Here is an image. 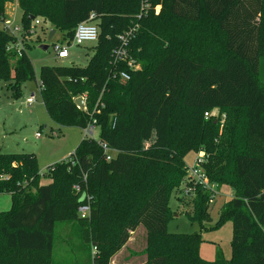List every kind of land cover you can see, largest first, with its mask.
<instances>
[{"label":"trees","instance_id":"1","mask_svg":"<svg viewBox=\"0 0 264 264\" xmlns=\"http://www.w3.org/2000/svg\"><path fill=\"white\" fill-rule=\"evenodd\" d=\"M7 1L0 0V21ZM16 2L27 34L38 20L67 41L94 15L98 34L87 64L42 65L38 88L58 131L93 126L97 137L83 133L70 155L48 167L45 184L34 154L0 150V194L12 202L0 211V264H52L58 224L74 226L93 249L89 264H110L138 229L143 242L118 264H264V0ZM122 34L127 57L114 61ZM22 39L0 28V81L13 97L34 78ZM120 72L129 79L121 82ZM212 109L224 114L222 124L220 116L204 118ZM102 144L116 149L109 160ZM189 151L203 153L210 184L232 189L210 227L230 220L228 260L199 257L211 193L188 179ZM187 188L188 217L200 230L169 233V197ZM81 204L89 206L83 218Z\"/></svg>","mask_w":264,"mask_h":264},{"label":"rangeland","instance_id":"2","mask_svg":"<svg viewBox=\"0 0 264 264\" xmlns=\"http://www.w3.org/2000/svg\"><path fill=\"white\" fill-rule=\"evenodd\" d=\"M3 14L4 20L0 21V28L5 29L8 33L12 32L14 28H18L19 31L14 32L13 35L19 39L23 38V34L26 36L25 41L22 39V42L27 44L24 50L32 63L34 78L23 82L21 95L18 97H13L7 83L0 81V150L10 154H34L40 173L45 174L41 175L40 183L45 184L49 182L48 167L73 152L83 137V131L77 127H65L58 131L53 125L40 98L38 88L40 68L42 65L74 64L84 66L93 53L95 42L77 45L72 40H64L59 30H55L52 38L48 40V32L51 29L48 22H41L38 25L31 22L27 34L22 27V14L16 0H9L4 4ZM57 44L66 48L68 57L59 59L55 56L53 46ZM41 45H45L46 50L41 48ZM261 63L263 65L261 64L259 67V78L264 81V63L263 61ZM31 94L34 99L28 104L26 101L31 97ZM211 112L213 110H210ZM223 121L220 117L219 122L222 124ZM51 129H54L57 134L50 135ZM37 132L41 134V137H36ZM92 137H97V128L93 130ZM106 152L111 156L116 153L110 148ZM197 155L193 151L187 152L184 157L185 164L188 167H193V161ZM189 190L184 194L172 192L169 197L168 204L173 215L166 225V230L169 233L190 234L200 230L199 224L191 222L188 217L192 211V193ZM212 192L207 209L209 220L205 223L208 229L200 230L202 239L198 252L199 257L208 262L213 261L217 253H221L224 259L228 260L231 251L232 228L230 220L222 222L216 228L210 227L217 221L220 207L232 197V189L224 183L219 186L214 184L212 185ZM11 205L10 196L0 194V211L10 210ZM143 234L141 229H138L135 235L131 234L132 236L126 246L111 258L110 264H118L120 259H124L128 255L130 249H138L139 245L137 244L143 242ZM55 238V247L49 263L53 261L52 264H89V253L92 255L93 249L88 253L79 239L78 230L74 226L58 224ZM137 240L138 242H136ZM0 249L3 252V247L0 246ZM38 256L41 257V255Z\"/></svg>","mask_w":264,"mask_h":264},{"label":"built area","instance_id":"3","mask_svg":"<svg viewBox=\"0 0 264 264\" xmlns=\"http://www.w3.org/2000/svg\"><path fill=\"white\" fill-rule=\"evenodd\" d=\"M94 20V15L92 13L89 14L88 18L85 21L79 22L75 29H74V33H73V38L72 41L77 44H83L85 42H95L97 39V34H98V29L95 23H93ZM35 24H38L39 21L35 20L34 22ZM18 28H14L12 32V35L14 32H18ZM119 40H120V45L118 47H116L113 51H112V56L114 61H119V60H124L127 57V52L125 50V45L127 44V34H122L119 36ZM19 43H17L16 45H14V48L16 50V52L18 53L19 51ZM13 47V46H12ZM53 52L55 54V56L59 59H63L68 57V52L66 50L65 47H63L61 44H57L53 46ZM127 65L129 67L132 68H136L137 65H135L132 61H128ZM129 79V76L127 73L125 72H120L119 74V80L121 82H125L126 80ZM33 96H31L30 98L27 99L28 103H31L33 101ZM210 116H220L221 118H224V114H220L219 111L217 110H213V112L210 113V111H206L204 112V118H208ZM94 127L90 126V127H86L83 130V133L85 135H89L92 136ZM36 137H41V134L39 132L36 133ZM103 149L105 150V152L108 150V147L106 144H102ZM106 160L110 159V154H108L106 152ZM204 161V156L203 153L201 152V154H198L193 161V167H188V173H187V177L188 179H190L193 184L194 183H198L201 185V187L203 189L208 190L211 193L212 196V185L214 184H210L207 181L206 175L202 169V162ZM189 180V181H190ZM189 189L185 190L184 192H187ZM78 214L81 218L88 216L89 214V206L88 204H81L78 206Z\"/></svg>","mask_w":264,"mask_h":264},{"label":"water","instance_id":"4","mask_svg":"<svg viewBox=\"0 0 264 264\" xmlns=\"http://www.w3.org/2000/svg\"><path fill=\"white\" fill-rule=\"evenodd\" d=\"M33 18H34V17H33L32 15H29V16H28V19H29V20H33ZM54 31H55V30H54L53 28H51V29L49 30V32H48V37H47L48 40H50V39L52 38V36H53V34H54ZM41 48H43V49L46 50V46H45V45H41ZM75 103H76V105H77L78 108H81L82 105H83V99H82L81 97H78V98H76Z\"/></svg>","mask_w":264,"mask_h":264},{"label":"crops","instance_id":"5","mask_svg":"<svg viewBox=\"0 0 264 264\" xmlns=\"http://www.w3.org/2000/svg\"><path fill=\"white\" fill-rule=\"evenodd\" d=\"M93 23H95V21L93 20ZM51 27V26H50ZM54 29V28H53ZM55 30V29H54ZM54 33H55V31H54ZM31 96H32V94H31ZM1 101V100H0ZM27 102V101H26ZM28 103V102H27ZM28 104H30V103H28ZM212 110H217V109H212ZM110 148V147H109ZM111 150H113V151H116V149L115 148H110ZM196 154H201V151H199V152H197ZM66 158V157H65Z\"/></svg>","mask_w":264,"mask_h":264}]
</instances>
